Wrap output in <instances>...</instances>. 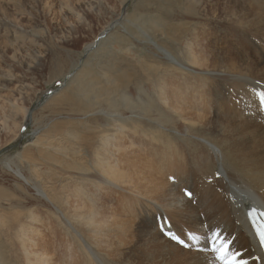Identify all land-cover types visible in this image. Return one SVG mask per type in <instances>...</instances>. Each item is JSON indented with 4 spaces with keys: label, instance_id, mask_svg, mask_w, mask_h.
I'll return each mask as SVG.
<instances>
[{
    "label": "rangeland",
    "instance_id": "1",
    "mask_svg": "<svg viewBox=\"0 0 264 264\" xmlns=\"http://www.w3.org/2000/svg\"><path fill=\"white\" fill-rule=\"evenodd\" d=\"M88 1L0 0V264H70L69 256L77 264H93L91 256L196 264L187 243L193 220H185L188 230L180 222L169 231L164 219L154 228L124 203L143 195L168 202L177 191L192 199L198 182L186 172L190 162L245 173L264 164L257 145L232 146L246 109L225 85L238 74L264 77V55L252 43L261 0ZM85 84L93 90L82 92ZM122 97L141 118L128 116ZM92 108L99 113L85 116ZM197 137L219 156L204 155ZM195 226L194 247L208 227ZM170 244L189 252L173 255Z\"/></svg>",
    "mask_w": 264,
    "mask_h": 264
},
{
    "label": "bare ground",
    "instance_id": "2",
    "mask_svg": "<svg viewBox=\"0 0 264 264\" xmlns=\"http://www.w3.org/2000/svg\"><path fill=\"white\" fill-rule=\"evenodd\" d=\"M120 1L121 3H124L127 0ZM92 3L93 0L88 1V5H91ZM254 7L258 19L253 34L252 43L258 54L264 55V0H261L260 3L254 4ZM114 20H117V18H113V20L109 22H114ZM113 30L116 31L115 29ZM101 36H104L102 35V32ZM94 45L95 41L90 42L87 44V48L91 49ZM38 57L39 55H35V61L38 59ZM165 57H167L173 63L177 62L173 56L167 53L165 54ZM263 64L264 62L258 63V66ZM29 65H31V63H29ZM72 77L76 78V75ZM231 78L232 79L226 81L225 85L227 88H230L240 95L239 102L242 104L244 109H246V111L242 114H239V123L237 124V128L231 131L238 139V142H230L233 143L232 146H237V148L239 146H250L253 151V147L257 145L259 152L256 154V156H259L258 158H261L264 161V154L261 156L262 144H264V101L261 99V96L264 95V77L257 76L255 78H248L246 75L238 74ZM236 80L240 84L235 85L234 83ZM23 86L25 87L26 85ZM79 86L81 87L80 90L82 92H89L93 90L92 84ZM118 104L127 107L126 112L128 113V116L141 118L139 113L133 110L134 102L122 97L118 100ZM84 113L86 114L85 116H92L99 112L92 108L85 111ZM105 115L113 120L114 118L120 116L118 113H105ZM248 115H251V118L248 117ZM6 117L10 118L8 115H5L3 118ZM184 133L187 132L185 131ZM196 139L204 143V147H207V149H203L204 155L205 152H208V156H213L214 154H216L215 156L217 157L219 156L218 149L213 146V143H210L200 137H197ZM108 143L109 142L105 140V151L108 150ZM97 162L98 164H101L104 161L102 158H99ZM190 163L194 169H191L189 164L188 170L186 172L194 170V172L197 174L196 180L198 182L194 189L192 199L186 200L179 191H177L175 193L176 196L171 198L168 202L164 201L163 199H155L151 195H143L139 197V199L127 200L124 203L126 210L135 211V216H137L139 219H152V225L154 228L158 227V223H160L162 219L168 220L170 221L169 231H171L174 226L177 228V226L181 224L180 222H183L186 230H188L190 228L186 226L187 224H185V220H193L194 222L192 221L193 225H191V227L194 229L192 231H187L188 237L189 234L195 233L197 228L195 225H207L208 227H205V229H207L206 237L201 242L196 244L199 246L194 247V245L191 243V240H187L189 247L195 251L194 255L196 264H225L226 260L231 259L232 252H239V259L246 261L247 264H264V252L255 233L252 230L250 223L246 219L247 209L256 208L260 211H264V164L252 163L251 167H247L251 173H245L238 172L234 169L228 170L225 165H223V162ZM164 166L167 169H170L169 171H173L175 168L174 162H165ZM151 170L153 169H151L150 164H148L146 166V176L151 174ZM190 181L191 177L188 174L184 178L183 186L188 188L186 185H188ZM152 189L158 190L159 187L157 185H153ZM184 203L186 204V207H184ZM126 222L127 221L125 220H120L119 224L122 226ZM187 222L189 223L188 220ZM163 230L166 233L168 232L166 229ZM169 233L179 237L180 240H182V237L177 233ZM28 239L29 237L24 233L23 236H19V240L22 242ZM183 241L184 243H180L177 240V245L180 247L185 244L188 245L185 240ZM230 241L231 243H229ZM74 247L77 249L76 244H74ZM214 247L221 249L225 248V250L228 252V256L225 258V260L219 258L220 254L217 251H214ZM27 248L30 249L28 246ZM96 248L98 249V247ZM128 248V245L122 244L121 246V249L124 250ZM168 248L173 255L189 252L186 249L176 247L172 244L168 245ZM31 249H35V246H33ZM207 251L208 254L206 253ZM119 255L123 256V258L127 261L132 258L131 252L129 254H122V252H119ZM89 256H91V253H89ZM209 258H211L212 261H207ZM90 259L92 260L93 264H106L102 263V257L100 256H97L94 259H92L91 256ZM68 260L70 264H77V260L75 258L69 256ZM44 261L45 260H43V262ZM111 264L117 263L111 262Z\"/></svg>",
    "mask_w": 264,
    "mask_h": 264
},
{
    "label": "snow or ice",
    "instance_id": "3",
    "mask_svg": "<svg viewBox=\"0 0 264 264\" xmlns=\"http://www.w3.org/2000/svg\"><path fill=\"white\" fill-rule=\"evenodd\" d=\"M262 101H264V95L261 96ZM185 194L189 197H191L192 193L191 192H185ZM257 215H259L260 217H264V211H259L256 208H252L250 211L247 212V216L249 219L252 220V224L253 227L256 230V235L259 238V243L262 247H264V221H260L259 223L257 222ZM172 235L173 239L178 240L180 243H184L183 240H180L179 237ZM190 240H195L198 239V237H196L193 234H189L188 237ZM231 243V241L229 242ZM214 251H217L220 255L219 258L222 260H225V258L228 256V252L225 249H221V248H215L214 247ZM240 257V253L239 252H232L231 254V259L230 260H226L225 264H247L246 261L239 259Z\"/></svg>",
    "mask_w": 264,
    "mask_h": 264
}]
</instances>
